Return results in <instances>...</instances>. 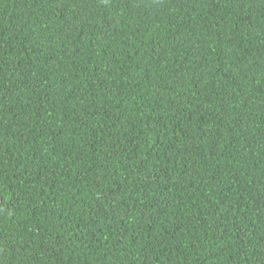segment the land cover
I'll list each match as a JSON object with an SVG mask.
<instances>
[{"label": "trees", "instance_id": "1", "mask_svg": "<svg viewBox=\"0 0 264 264\" xmlns=\"http://www.w3.org/2000/svg\"><path fill=\"white\" fill-rule=\"evenodd\" d=\"M0 264H264V0H0Z\"/></svg>", "mask_w": 264, "mask_h": 264}, {"label": "water", "instance_id": "2", "mask_svg": "<svg viewBox=\"0 0 264 264\" xmlns=\"http://www.w3.org/2000/svg\"><path fill=\"white\" fill-rule=\"evenodd\" d=\"M0 202H1V196H0Z\"/></svg>", "mask_w": 264, "mask_h": 264}]
</instances>
